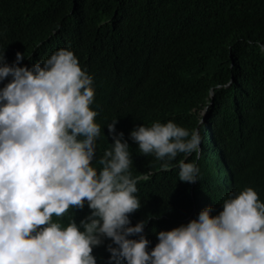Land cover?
Returning <instances> with one entry per match:
<instances>
[{
	"label": "clouds",
	"instance_id": "clouds-1",
	"mask_svg": "<svg viewBox=\"0 0 264 264\" xmlns=\"http://www.w3.org/2000/svg\"><path fill=\"white\" fill-rule=\"evenodd\" d=\"M24 1L0 0V264H264V160L247 157L259 166L250 177L234 152L220 161L221 151L202 152L217 137L210 102L191 132L154 118L166 110L165 56L117 36L114 15L78 22V12L24 33L26 5L38 0ZM69 26L105 48L77 55L65 45ZM140 112L146 120L131 124ZM178 153L185 203L140 214L146 176L133 177L134 165L167 168ZM157 222L165 226L148 232Z\"/></svg>",
	"mask_w": 264,
	"mask_h": 264
},
{
	"label": "trees",
	"instance_id": "trees-1",
	"mask_svg": "<svg viewBox=\"0 0 264 264\" xmlns=\"http://www.w3.org/2000/svg\"><path fill=\"white\" fill-rule=\"evenodd\" d=\"M16 1L20 6L25 3ZM49 1L25 4L27 16L18 29L27 33L34 24L73 21L78 12L83 14L78 22L103 20L104 13L114 15L122 26L117 36L136 47H155L153 52L157 48L165 56L166 73H162L169 88L158 101L166 110L153 117L173 120L191 132L198 128V111L210 102L205 119L217 137L204 141L202 152L221 151L214 152L219 161L234 152L240 157V170L250 177L259 169L246 159L264 160V93L257 90L264 91V0H88V5L84 0ZM66 32L65 45L79 56L105 48L89 29L80 34L69 26ZM216 85L212 99L206 100L209 88ZM147 114L137 113L129 121L144 122ZM182 157L178 153L167 168L161 167L160 160L134 165L133 177L146 176L138 180L135 194L140 214L163 201L177 208L185 203L187 187L179 181L177 165L172 167ZM204 160L213 170L209 159L204 156ZM163 226L151 223L147 231L155 233Z\"/></svg>",
	"mask_w": 264,
	"mask_h": 264
}]
</instances>
